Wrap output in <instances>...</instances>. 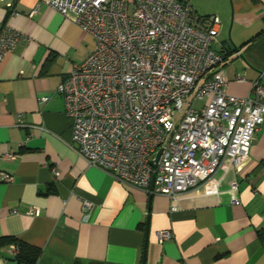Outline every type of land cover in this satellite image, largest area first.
I'll list each match as a JSON object with an SVG mask.
<instances>
[{
    "label": "crops",
    "instance_id": "1",
    "mask_svg": "<svg viewBox=\"0 0 264 264\" xmlns=\"http://www.w3.org/2000/svg\"><path fill=\"white\" fill-rule=\"evenodd\" d=\"M36 2L0 0V29L23 35L0 61V239L40 248L36 264H264V123L239 170L220 168L171 210L168 196L126 185L76 151L57 87L95 40L46 4L30 14ZM188 2L220 18L226 92L246 96L255 81L264 85V0ZM161 230L171 237L160 242ZM11 245L0 242V264H19Z\"/></svg>",
    "mask_w": 264,
    "mask_h": 264
},
{
    "label": "built area",
    "instance_id": "2",
    "mask_svg": "<svg viewBox=\"0 0 264 264\" xmlns=\"http://www.w3.org/2000/svg\"><path fill=\"white\" fill-rule=\"evenodd\" d=\"M40 4L71 15L95 40L57 87L72 118V143L90 165L168 196L175 211L183 195L220 168L224 175L246 162L264 123V85L255 81L246 96L226 92L219 73L226 55L215 48L217 15L197 14L188 0H37L30 14ZM22 38L1 27L0 61ZM197 101L203 103L195 108ZM228 191L237 202L236 180ZM171 235L161 230L158 240Z\"/></svg>",
    "mask_w": 264,
    "mask_h": 264
},
{
    "label": "trees",
    "instance_id": "3",
    "mask_svg": "<svg viewBox=\"0 0 264 264\" xmlns=\"http://www.w3.org/2000/svg\"><path fill=\"white\" fill-rule=\"evenodd\" d=\"M12 244L16 248L13 258L19 264H36L40 255V248L30 245L16 237L7 236L0 239V242Z\"/></svg>",
    "mask_w": 264,
    "mask_h": 264
},
{
    "label": "rangeland",
    "instance_id": "4",
    "mask_svg": "<svg viewBox=\"0 0 264 264\" xmlns=\"http://www.w3.org/2000/svg\"><path fill=\"white\" fill-rule=\"evenodd\" d=\"M202 103H203L202 101H197V102L195 103V108L200 107V105H201Z\"/></svg>",
    "mask_w": 264,
    "mask_h": 264
},
{
    "label": "water",
    "instance_id": "5",
    "mask_svg": "<svg viewBox=\"0 0 264 264\" xmlns=\"http://www.w3.org/2000/svg\"><path fill=\"white\" fill-rule=\"evenodd\" d=\"M159 154H160V151L157 153L156 158H155V161L157 160ZM153 165H154V163H153Z\"/></svg>",
    "mask_w": 264,
    "mask_h": 264
}]
</instances>
